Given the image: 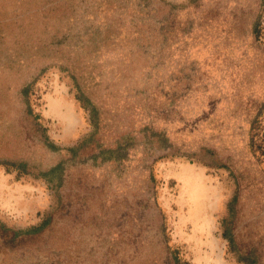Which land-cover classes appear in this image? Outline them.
<instances>
[{
  "label": "water",
  "instance_id": "water-1",
  "mask_svg": "<svg viewBox=\"0 0 264 264\" xmlns=\"http://www.w3.org/2000/svg\"><path fill=\"white\" fill-rule=\"evenodd\" d=\"M139 3L0 0V161L64 168L60 204L41 231L0 228V264H176L151 179L153 160L171 150L213 153L232 172L233 239L264 264V170L250 144L264 104V50L253 39L262 0H196L178 10ZM51 65L67 68L99 113L98 133L73 162L25 119L24 90ZM145 128L168 148L89 159L96 142L138 139Z\"/></svg>",
  "mask_w": 264,
  "mask_h": 264
},
{
  "label": "rangeland",
  "instance_id": "rangeland-1",
  "mask_svg": "<svg viewBox=\"0 0 264 264\" xmlns=\"http://www.w3.org/2000/svg\"><path fill=\"white\" fill-rule=\"evenodd\" d=\"M148 1L185 8L196 0ZM253 39L264 50V0ZM24 97L26 122L52 150L75 152L95 136L94 105L67 68H44ZM250 144L264 170V104L252 124ZM62 174L59 167L42 173L22 162L0 161V228L17 237L41 231L60 204ZM151 179L176 264H256L233 239L237 183L213 153L171 150L153 160Z\"/></svg>",
  "mask_w": 264,
  "mask_h": 264
},
{
  "label": "flooded vegetation",
  "instance_id": "flooded-vegetation-1",
  "mask_svg": "<svg viewBox=\"0 0 264 264\" xmlns=\"http://www.w3.org/2000/svg\"><path fill=\"white\" fill-rule=\"evenodd\" d=\"M139 1H140L139 6L142 7L144 10H148V9L154 10L155 9L154 7H156L154 6L155 5L154 1L152 2H149L148 0H139ZM157 3L161 4L163 7H170V9H177V10L182 9V8H174L172 6L162 4L159 2ZM153 19L156 24L159 23L158 20H156V18L153 17ZM155 27L157 26L155 25ZM163 42H165V39H163ZM138 46H139L140 52L144 54L146 59L151 60L152 55H150L148 51L150 46H143L142 42L139 43ZM148 78L150 79L151 75H148ZM136 93L139 94L138 92ZM94 110L96 111V119H97V123H96L97 126H96V133H95L96 135L98 133L99 113L97 109L95 108V106H94ZM139 134L140 136L138 139H136L134 136L129 134V135H124L123 137H121L120 140L116 139L115 141H108L107 145H105V148L103 145L96 142V147L98 148V151L95 155H93L89 159H91L94 163H96L97 160L119 161V160L126 158V156L128 155L129 149L133 151L139 149V150H142L146 154H151L152 152H155V151L167 149L169 146L164 138H161L156 133H154V131L148 128L141 130ZM94 137L88 142H86L84 145L91 144L94 140ZM155 139H158V140L155 141ZM154 143H158L157 149L154 147ZM80 149L75 152L70 151L72 154V157H71L72 162H73V159L76 158L77 153L78 151H80ZM57 167H59L63 173V170H64L63 166L59 165Z\"/></svg>",
  "mask_w": 264,
  "mask_h": 264
},
{
  "label": "trees",
  "instance_id": "trees-1",
  "mask_svg": "<svg viewBox=\"0 0 264 264\" xmlns=\"http://www.w3.org/2000/svg\"><path fill=\"white\" fill-rule=\"evenodd\" d=\"M254 30H255V27H254Z\"/></svg>",
  "mask_w": 264,
  "mask_h": 264
}]
</instances>
